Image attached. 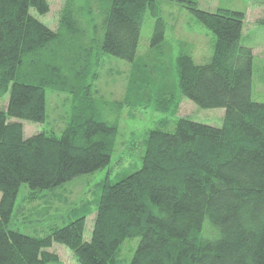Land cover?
Returning <instances> with one entry per match:
<instances>
[{"label":"trees","instance_id":"obj_1","mask_svg":"<svg viewBox=\"0 0 264 264\" xmlns=\"http://www.w3.org/2000/svg\"><path fill=\"white\" fill-rule=\"evenodd\" d=\"M95 1L100 20H84L92 8L65 0L51 29L30 13L48 12V0H0V95L8 92L0 108V264H60L48 250L53 242L71 249L78 264H118L122 241L132 237L139 240L130 264H264V102L251 97L252 48L241 44L245 13L208 12L195 0L182 1L213 33L212 54L201 64L179 54L177 84L198 106L223 107L222 124L179 117L172 131L151 129L140 168L115 181L106 174L94 208L83 202L71 211L73 219L44 236L9 227L22 183L34 198L36 190L110 163L118 124L98 119L85 104L75 102L59 135L24 137L21 122L8 119L43 121L46 87L68 90L73 99L78 94L60 71L64 64L78 66L80 52L63 38L79 36V49L96 39L101 53L134 60L143 14L154 0ZM162 38L157 18L152 43ZM168 100L157 109L167 111Z\"/></svg>","mask_w":264,"mask_h":264},{"label":"rangeland","instance_id":"obj_2","mask_svg":"<svg viewBox=\"0 0 264 264\" xmlns=\"http://www.w3.org/2000/svg\"><path fill=\"white\" fill-rule=\"evenodd\" d=\"M78 1L85 9L92 8L82 15L84 20H100L98 2ZM195 1L200 9L208 12L228 8L245 13L241 44L252 48L251 97L264 102V0ZM64 2L48 0V12L40 14L31 8L30 13L51 29H56ZM154 5L153 8L147 7L143 14L137 52L132 62L101 53L96 39H88L85 41L87 44L79 49V36L71 40L63 38L62 42L66 41L70 46L74 44L80 52L78 66L64 64L60 71V75H64L62 81L78 91L74 95L78 101L68 90L46 87L43 121L8 118L21 122L24 137L38 132L59 135L76 102L79 106L81 103L88 106L98 119L118 124L114 150L107 166L77 175L54 189L36 190L34 198H29L31 190L26 183H22L9 227L24 234L44 236L73 219L71 211L83 202L88 201L90 208H94L99 181L106 174L115 181L140 168L145 150L143 140L151 129L172 131L179 117L213 126L222 124L223 107L202 108L182 95L177 84L176 57L189 53L195 63H206L212 54L213 33L190 13L182 0H154ZM157 18H161L163 23V38L152 43ZM88 26L87 23L83 26L85 31ZM79 66L83 68V73L77 76L75 72ZM130 79L133 82L127 92ZM165 97L169 99L168 110H158L157 106ZM7 101L8 92L0 95L1 109H5ZM176 101L179 102L178 107L172 112ZM93 219L94 212L86 216L83 231L86 240L91 235ZM204 224L205 230L207 220ZM138 240V237H132L122 241L118 264H130ZM48 250L58 254L60 264H78L71 249L62 243L53 242Z\"/></svg>","mask_w":264,"mask_h":264}]
</instances>
